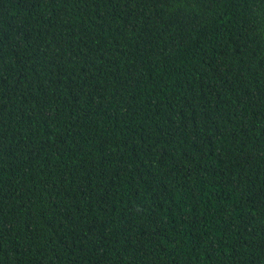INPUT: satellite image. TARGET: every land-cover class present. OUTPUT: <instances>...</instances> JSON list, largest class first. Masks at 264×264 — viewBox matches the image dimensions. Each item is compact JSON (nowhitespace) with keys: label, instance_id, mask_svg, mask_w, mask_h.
I'll return each instance as SVG.
<instances>
[{"label":"trees","instance_id":"trees-1","mask_svg":"<svg viewBox=\"0 0 264 264\" xmlns=\"http://www.w3.org/2000/svg\"><path fill=\"white\" fill-rule=\"evenodd\" d=\"M0 264H264V0H0Z\"/></svg>","mask_w":264,"mask_h":264}]
</instances>
